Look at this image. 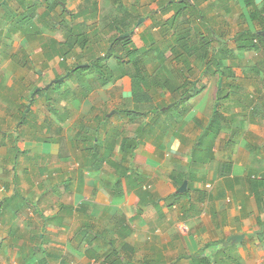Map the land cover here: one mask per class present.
Wrapping results in <instances>:
<instances>
[{
    "label": "crops",
    "instance_id": "obj_1",
    "mask_svg": "<svg viewBox=\"0 0 264 264\" xmlns=\"http://www.w3.org/2000/svg\"><path fill=\"white\" fill-rule=\"evenodd\" d=\"M179 1L142 0L161 9L150 14L149 27L136 29L141 44L134 42L139 48L149 46L150 59L165 52L164 61L168 50L178 54L172 69L164 66L165 74L179 85L192 81L204 89L189 103L180 102V112L161 110L135 122L123 111L131 96L126 78L117 83L120 90L114 83L103 87L111 100L120 99L112 109L107 96L100 95L90 113H82L81 107L64 122L50 110L47 96L29 100L31 91L61 77V58L56 54L47 59L45 33L34 39L13 29L27 15L19 0L0 2V10L6 11L0 14V136H6L0 144V264H197L202 254L228 264L227 251L222 256L220 249L235 245L226 242L239 234L245 237L233 250L240 255L235 264H264V117L253 121L252 116L254 104L264 103V40L244 51L236 41L245 30L264 38V0H256L262 20L251 18L244 0L188 2L186 7H192L176 18L173 5L164 6ZM166 33L168 38L160 36ZM178 34L188 47L177 43ZM205 37L209 42L204 48ZM31 40L39 46L33 47ZM221 49L230 55L221 58L224 66L235 73L227 79L231 94L220 101L229 123L214 141L213 159L190 167L192 141L214 114L222 85L218 75H205L204 55L208 50L219 58ZM32 51L42 58H33ZM158 62L148 68L150 73ZM211 66L216 70L214 62ZM170 91L160 92L170 94L162 100L156 95L155 105L173 104ZM30 103L34 110L23 124L18 108ZM86 104L87 99L82 106ZM106 113L98 131L89 127ZM84 127L97 136L95 150L86 149ZM142 127L141 143L125 158L120 152L123 137L136 136ZM99 157L109 159L100 163ZM123 172L127 175L119 184ZM186 173L187 190L180 193L178 184ZM15 195L17 199L7 201Z\"/></svg>",
    "mask_w": 264,
    "mask_h": 264
},
{
    "label": "trees",
    "instance_id": "obj_2",
    "mask_svg": "<svg viewBox=\"0 0 264 264\" xmlns=\"http://www.w3.org/2000/svg\"><path fill=\"white\" fill-rule=\"evenodd\" d=\"M2 1L4 0H0V2ZM19 1L21 2L22 7L27 9V15H23V19H21L19 23H15L13 29L20 30L34 39L35 37L36 39L37 37L38 39H41L44 37V35L41 36L42 33H45L48 30L53 31L52 29L57 30L59 28L58 23L55 22L57 20L55 17L56 14H54L53 11L58 7L62 9L61 13L58 14L57 17L61 19L59 24L62 27L60 29L64 31V42H60V40L55 36H50L49 38L47 37L44 42V49L45 53L47 54V59L50 60L57 54L61 58L60 64L64 69V72L61 75L63 79L58 81L56 85L52 84L49 88L51 89L57 87L67 79L70 81L73 78L77 79L75 80V83L77 82L76 84H78L79 87L77 88H79V90L74 88L73 100H76V98L79 97V101H81L80 104H82V101L90 96L97 86L104 87L110 83L117 84L119 81L125 79V77H128L131 84V96L126 99L123 111L128 121L135 122L142 116L160 111V106L155 105L154 99L156 94L163 92L162 90L170 89V92L174 97V105H177L180 104V102L189 103L194 96L201 93L204 89V87H195L194 82L192 81H186L180 85L175 81H172V77L165 74V68L163 64H160L154 73H150L148 69L144 70L145 66L142 63L144 62V55L147 54L149 56V46L145 45L143 48H139L136 46L133 38L135 28L140 25V23H138V20L141 17L139 14L132 13L126 9L122 12L121 17H113L112 20L107 23L106 28L114 30V37L111 38V36L109 39V44L103 47V42L105 39L103 32L99 29L98 23L96 22L99 9L95 2H92L95 5L90 6L91 4H88L87 1V6L84 5L85 8L74 12L69 11L66 8L67 0H63L64 6H62V0H52V2H49L50 0H37V2H35V0ZM115 1L116 3H119V5L116 7L117 11H120V8L122 9L123 5L126 6L124 2H119L118 0ZM180 2H183L185 6L177 11L176 18L182 14V11L186 7V3L197 2V0H182ZM244 3L247 7L252 9L251 18L253 20H262L261 12H264V9L260 12L256 4V0H244ZM43 5H45V9L41 12L38 9ZM67 15H69L70 20L67 19ZM191 16H193L192 13ZM125 33L130 34L128 37L121 38L120 35ZM203 40L202 46L205 48L209 41L208 39L206 40V37L203 38ZM262 40H264V38H259L258 34L252 33L249 30H245L236 36L237 47L240 51H244L245 49L249 48H257V42H262ZM176 41L177 43L182 44V48H186L187 44H183L185 39H180L179 34ZM185 42H187V39ZM220 51V59L216 55L214 56L208 54V50L204 55L205 65L207 66V68L204 70L205 75H218V82L222 81V85L218 86L219 92L217 94L216 100L217 111H214V114L212 115L208 124L203 129L202 137L195 140L197 141V144L194 143V148L188 156L187 166L190 167H192L193 164L197 163L198 161L202 162L204 160L206 163L213 159V145L215 140H211V138H209V132L213 128L216 139L217 135L223 130L227 123H229L227 116L224 115V111L221 109L222 107L220 101L231 94V92L228 90L229 88H227L229 87L227 79L231 76H234L235 73L233 71V67H225L222 62L221 58L230 56L229 54H226L227 49H221ZM71 58H74L75 61L70 64L68 62ZM212 62H214L216 70L214 69V66H211ZM218 62H220V64H218ZM77 71H79L80 74L74 76ZM68 72L71 73L67 76L66 74ZM232 85L238 88L235 83H232ZM35 91L36 89L31 91L29 94V100L32 99L31 96L33 93H35V98L36 96H40V94H42L40 89L39 91ZM232 92L234 93V91ZM35 98H33V101H35ZM67 100L69 99L67 98ZM50 104L53 107V109L50 108L51 111H58V108H61L60 105H56L57 103L53 104V102H50ZM28 106H30V108L27 111ZM33 107L34 105L32 103L28 104L27 106H20V109L18 108L19 121L23 120L22 123L25 124L28 120L29 114L32 115L33 113ZM68 111L69 109L67 108L61 113L60 111L57 112L60 122H64L68 117ZM263 111L264 103H255L252 112L253 121H256L257 117H264ZM64 112H66L65 115L62 114ZM120 112L121 111L118 110V113ZM104 116V118L101 117L98 119V121H96V125L93 129L98 131V129L103 125V120L106 121L108 118L107 113L104 114ZM142 131L143 127L136 136L123 137L120 144V152L123 153L125 158L131 157V154L135 151L139 143H141L139 137L142 134ZM94 133H96V131ZM5 138L6 136H0V144L4 143L3 140ZM96 138V135H89L88 133L82 135V140L87 144L86 149L91 150V148H93L95 150ZM107 159H109V157L104 159L100 158L99 162L102 163ZM191 159L192 161L190 162ZM115 166L121 168V165L115 164ZM119 168L116 169L118 170ZM125 170H127V168H125ZM172 174L176 175L177 172H172ZM126 175V172L121 173L119 184L122 183V178ZM189 176L190 173H186L183 181ZM181 184L182 182H180L178 186L181 187ZM16 196L18 195L8 197L7 201L10 202L17 199ZM222 248L220 249V252H222ZM224 252L222 255L225 254ZM215 258L217 259L216 255L211 258L202 254L199 257L197 264H217V261L214 260ZM224 259L228 264H235L236 261H240V255L233 251L230 253L227 252V255L224 256ZM38 264H48V262H39Z\"/></svg>",
    "mask_w": 264,
    "mask_h": 264
},
{
    "label": "rangeland",
    "instance_id": "obj_3",
    "mask_svg": "<svg viewBox=\"0 0 264 264\" xmlns=\"http://www.w3.org/2000/svg\"><path fill=\"white\" fill-rule=\"evenodd\" d=\"M43 1H47V0H43ZM118 1L119 2H124L125 5H130V6L127 7V6H124L123 5L122 6V9L120 8V11H117L116 6L112 5L113 2H116L115 0L114 1H112V0H67L66 8L69 11L76 12L78 10H81V9L85 8V6H87L86 2L88 4H91L90 6L96 4V6L99 9V13L97 15V20L96 19L95 20L98 23L99 29L103 32V35H104L105 41L103 42V45H104L103 47H105L106 45L109 44V39H110L111 36H112L111 38L114 37V30H112V29L110 30L109 28L108 29L106 28L107 23H109L112 20L113 17H115V18L121 17L122 12L124 10H126V9L129 10L130 12H132V13L139 14L141 16L139 18V20H138V23H140V25H138L139 28L138 27L135 28V33L133 35V38L136 40V42H138V43L141 44L140 40L137 38V35H136V31L137 30L136 29H138V31H139L141 29V27H143L144 25L147 26V27H149V25H151V23H152L151 22V18H150V14L151 13L154 14L155 11H156L155 13H157L159 11V9H161V7L160 6L157 7L154 4H150L149 5L148 2L145 3V4H143L142 0H118ZM177 1H179V0H177ZM180 1H182V0H180ZM180 1L178 3L174 2L173 4H171V2H168L164 7H168V5H173V9H175L176 11H178L180 8H183L185 6ZM35 2H37V0H35ZM49 2H52V0H50ZM92 2H95V4L92 3ZM163 2H167V1H163ZM61 3H62V6H64L63 5L64 4V1L63 0L61 1ZM191 7H192L191 5L188 6V7H185L184 10H187V8H191ZM44 9H45V5L40 6V8L38 10L39 11H42ZM14 10L15 9H12L11 12H13ZM61 11H62V9H60L59 7L56 8L53 11V13L56 14L55 17H56L57 20L55 22L58 23V27L59 28L57 30L56 29L55 30L52 29L53 31L48 30L47 32H45V37H48L49 38L50 36H53L55 34V37L58 38L60 40V42H64V40H65L64 39V31L60 29L62 27L59 24V21L61 19H59L57 17V15L61 13ZM4 12H6V11L3 10V8H2L0 10V14H2ZM148 12H150V13L148 14ZM196 12L197 13H202V10L199 9V10H196ZM10 17H11V15H10ZM11 19H12V21H16L14 19V17H11ZM67 19L70 20L69 19V15H67ZM170 24H172V23H170ZM22 34H23V37H24L25 33H22ZM26 36H29V35H26ZM160 36H163V37H167L168 38L169 34L168 33L161 34ZM28 41H29L28 39L25 40V42H28ZM31 43H32L33 47L39 46V45L35 44V40H31ZM213 43H214V46L217 45L216 42H213ZM161 45H163L161 48L166 49V51L168 50V48L166 47V44H161ZM167 52H168V55H167L168 58H166L164 61H163V59H164V55L163 54L165 52L160 53V54L156 53L155 56L152 55L153 56L152 59H150L147 54L144 55L142 53L144 55V60H143L144 62L142 63L145 66L144 67V70H147L149 67L154 66L156 64L155 63V59H157L159 61L157 64H163L167 68L172 69L173 66L176 65L172 61L174 60V57L177 56L178 54L171 53L169 50ZM59 54H60V52H59ZM31 55L33 56V58H37V60H39L40 58H42L39 55V51L37 53V56H35L36 53L34 51H32V54ZM74 61H75V59L74 58H71L68 63L71 64ZM36 63L37 62H35L34 66L38 69V65ZM68 74H69V72L67 73V76H68ZM79 74H80L79 71H77L74 74V76H77ZM172 74H173V77H175V76L177 77V80L181 78L176 72H173ZM34 75H36L35 72H34ZM125 78H126V81L129 83L130 82L129 81V78L128 77H125ZM75 80H77V79H74L73 78L71 81L69 79H67V80L63 81L62 84L59 85V86H57V87H54V88H51L50 89L49 87L48 88L46 87L47 85H45L42 90L40 89V92H42V95L47 96L49 98V100H51L53 102V104L54 103H57L56 105H58V106L60 105L61 106V108H58V111H55V113H57L59 111L61 113V112L65 111L68 108L69 109V112L67 113V115L68 114L71 115L72 112L75 113L76 111H80L81 110V107H82V113H90L89 112V109L92 108L93 106L95 107V105H94V103H92V101L95 100L97 97L99 98L100 95L107 96V98H108V102H107V105L108 106L107 107L109 108V110L112 109V107L114 106V103H116L117 101H120L119 98H113L114 100H111V98L109 97L110 96L109 95V92L106 90V93H105V91H103V87L97 86V88H95V90L90 94V96H88V98H87V104L85 106L84 105L82 106V104H80L81 101H79V99H80L79 97L76 98V100H73L74 88L79 87L78 84H76L77 82L75 83ZM57 83H55L53 85H56ZM110 84H112V83H110ZM216 87L217 86H215L213 88V92L216 91ZM115 88L116 89L118 88V90H120V87L118 86V84L117 85L115 84ZM129 89L130 88L128 87V90ZM77 90H79V88H77ZM75 91H76V89H75ZM162 91L164 92V90H162ZM129 93L130 92H128V95H129ZM33 94L31 96L32 99L35 98V96L33 97ZM159 94L160 93L156 94L158 96L157 97L158 100H162L163 97H170V94L169 93H165V94H161V95H159ZM67 98L69 100H67ZM91 105H93V106L91 107ZM173 105H174V103L173 104H169V105L160 106V111L161 110H166L164 113L165 114H168V115H172L173 113H177V110H179V104H177L176 106H173ZM87 110H88V112H87ZM93 110L91 111L92 113H93ZM115 111L116 110H113L110 113H115ZM179 112H180V110H179ZM110 113H108L107 116ZM45 114H48L47 108H45ZM62 114L65 115L66 112H64ZM89 127H91L92 129L94 128L93 124H90ZM4 128H6V126H4ZM10 128H13V127H10ZM79 128L80 127H77L76 130L79 129ZM85 130L86 131H89V128L88 129H85V127H84V128L81 129V131L83 133L86 132ZM209 133H210L209 138H211V140H215V131L213 130V128L210 130ZM81 135H82V133H81ZM20 136H22V135H20ZM38 136L39 135H37L36 137H38ZM102 136H103V134H102ZM76 137H78V135H76L75 138ZM201 137H202V135H199L197 138L200 139ZM154 140L156 141V144H159V141L160 140L158 138H155ZM192 142L195 143V144H197V141H195V140H193ZM204 163L205 162L203 160L202 162H200V165H203ZM32 203H33V205L36 206L35 208H37V203L38 202L35 200ZM37 211H39V209H37ZM240 245H241L240 243H237V244L233 245L232 247H228V248H226L225 246H222L223 247L222 248V251L223 252L224 251H227L228 253H230L233 250H236L235 248H238ZM216 261H217V264H221L220 257H217Z\"/></svg>",
    "mask_w": 264,
    "mask_h": 264
},
{
    "label": "water",
    "instance_id": "obj_4",
    "mask_svg": "<svg viewBox=\"0 0 264 264\" xmlns=\"http://www.w3.org/2000/svg\"><path fill=\"white\" fill-rule=\"evenodd\" d=\"M141 22V21H140ZM129 34L130 33H125V34H122V35H120V37L121 38H125V37H128L129 36ZM71 72H69V74H70ZM68 74V75H69ZM67 75V74H66ZM63 79V77H61V78H58V79H56L55 81H54V83H57L58 81H61ZM52 85V83L51 84H48L46 87L48 88V87H50ZM40 88H37V90L36 91H38ZM35 91V92H36ZM35 94V93H34ZM34 94H33V97H34ZM170 107V106H169ZM30 108V106H28V108H27V111H28V109ZM217 111V106L215 107V112ZM187 185H188V181L187 180H185L184 181V183L182 184V186L179 188V192L180 193H182V192H184V191H186L187 190ZM262 232L264 231L263 229L261 230ZM245 237V234H239V235H234V236H232L228 241L229 242H226L227 244L226 245H228V244H235V243H237V242H240L243 238Z\"/></svg>",
    "mask_w": 264,
    "mask_h": 264
},
{
    "label": "clouds",
    "instance_id": "obj_5",
    "mask_svg": "<svg viewBox=\"0 0 264 264\" xmlns=\"http://www.w3.org/2000/svg\"><path fill=\"white\" fill-rule=\"evenodd\" d=\"M238 243V242H237ZM237 243H235V244H237Z\"/></svg>",
    "mask_w": 264,
    "mask_h": 264
}]
</instances>
